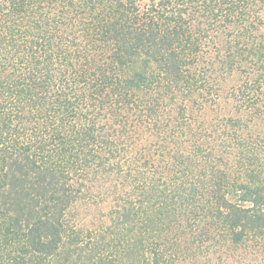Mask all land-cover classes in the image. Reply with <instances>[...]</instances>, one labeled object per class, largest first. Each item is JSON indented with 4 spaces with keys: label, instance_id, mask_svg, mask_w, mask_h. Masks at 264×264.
<instances>
[{
    "label": "trees",
    "instance_id": "16d2710c",
    "mask_svg": "<svg viewBox=\"0 0 264 264\" xmlns=\"http://www.w3.org/2000/svg\"><path fill=\"white\" fill-rule=\"evenodd\" d=\"M263 13L0 0V264H264ZM208 53L246 114L205 118Z\"/></svg>",
    "mask_w": 264,
    "mask_h": 264
},
{
    "label": "rangeland",
    "instance_id": "374dc122",
    "mask_svg": "<svg viewBox=\"0 0 264 264\" xmlns=\"http://www.w3.org/2000/svg\"><path fill=\"white\" fill-rule=\"evenodd\" d=\"M263 19H264V16H263ZM259 32H260V35L264 34L263 25L260 27ZM216 40H215V36L210 37L208 39V45L214 46ZM206 58L207 60L211 59V61L215 63L213 65L214 66L213 71H211L210 73L219 74L221 76L220 77L221 89L219 92V97L216 98V101L215 100L210 101L203 108V113H204L205 118L208 120L217 122V121H221L223 117L226 118L227 116H235L239 113L243 115L246 114L247 112L245 109L239 108L238 101L236 100L237 98L231 95V92L233 88L234 89L237 88L243 83V81L247 80L248 75L249 77L250 76L255 77V75H252V74H259V69H257V67L254 65V62L242 61V62L237 63L233 68L231 67L228 68L227 66L224 67L221 63L217 62V59L214 58L213 55L210 57L209 53L208 55H206ZM256 60L257 58L256 59L254 58V61ZM222 75L224 77H222ZM99 208L103 209V206H93L91 208L90 213L85 212L86 215L88 213L90 214L89 219L92 220L93 222H95L94 214H98ZM83 217L85 218L84 214L81 216L82 220H84ZM238 264H241V263L239 262Z\"/></svg>",
    "mask_w": 264,
    "mask_h": 264
}]
</instances>
